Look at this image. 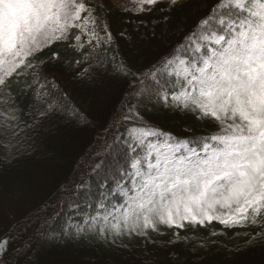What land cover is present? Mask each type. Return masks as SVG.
I'll return each mask as SVG.
<instances>
[{
	"label": "snow or ice",
	"instance_id": "snow-or-ice-1",
	"mask_svg": "<svg viewBox=\"0 0 264 264\" xmlns=\"http://www.w3.org/2000/svg\"><path fill=\"white\" fill-rule=\"evenodd\" d=\"M131 2L134 11L144 12L149 10L145 5L163 0ZM166 2L171 8L180 0ZM70 38L75 41L71 47L80 50L87 44L88 55L103 65L102 46L111 43L112 35L85 0H0V105H9L7 111L0 110L4 152L11 154L43 120L63 110L61 103L49 99L53 94L47 85L40 83L45 63L40 53ZM57 58L53 54L49 60ZM28 69L33 70L32 83L39 84L33 89L39 107L32 123L22 126L19 109L10 103V89L14 83L19 86L17 78L27 75ZM116 70L130 74L123 61ZM87 73L84 69L81 76ZM129 99L134 103L122 120L133 123L109 146L110 159L91 165L89 175L102 189L95 214L63 236L91 234L116 240L147 236L161 224L183 228L184 222L203 225L216 220L225 227L259 226L248 243L264 241V0H217L183 42L139 80ZM160 108L194 113L218 130L200 137H175L140 112ZM91 196L89 181L82 179L63 203L71 209L75 198ZM7 244V238L0 241V256Z\"/></svg>",
	"mask_w": 264,
	"mask_h": 264
},
{
	"label": "trees",
	"instance_id": "trees-1",
	"mask_svg": "<svg viewBox=\"0 0 264 264\" xmlns=\"http://www.w3.org/2000/svg\"><path fill=\"white\" fill-rule=\"evenodd\" d=\"M215 3L217 0H186L170 8L163 1L145 6L149 10L144 12L96 9L112 35L111 43L102 46L106 53L102 66L88 55L87 44L80 50L71 47L75 43L71 38L40 53L45 61L40 83L47 85L53 94L49 99L61 103L63 110L43 120L11 154L0 148V241L8 240L0 264H264V241L248 243L257 236L259 226L248 223L225 227L216 220L203 225L184 222L183 228L161 224L147 236L116 240L91 234L74 239L63 236L95 214L102 189L96 177L89 175L91 165L101 158L110 159L109 146L133 123L122 120L134 103L126 97L157 61L183 42ZM152 23L154 30H149ZM53 54L58 58L49 60ZM121 61L130 74L116 70ZM84 69L88 73L81 76ZM32 72L28 69L27 75L17 78L19 86L14 83L10 89V103L19 109L16 114L22 126L32 123L39 107L33 91L39 84L32 83ZM8 107L0 105V110ZM140 112L162 131L181 139L218 130L191 112L165 108ZM82 179L89 181L92 196L75 198L76 206L70 209L63 202Z\"/></svg>",
	"mask_w": 264,
	"mask_h": 264
},
{
	"label": "rangeland",
	"instance_id": "rangeland-1",
	"mask_svg": "<svg viewBox=\"0 0 264 264\" xmlns=\"http://www.w3.org/2000/svg\"><path fill=\"white\" fill-rule=\"evenodd\" d=\"M166 2V0H163ZM186 0H180L178 4H182ZM85 3L90 4L95 8V15L98 18V23L103 25V22L100 20L99 16L96 14V9L106 10V11H113V10H119V11H129V12H137L133 9L136 8V5L131 2V0H85ZM166 4H168L166 2ZM148 6V5H145ZM169 7V5L167 6ZM127 9V10H126ZM155 23H152L150 26H148V29L154 30ZM166 26H163V33L166 32ZM99 30V29H98ZM101 35H104L103 31H101Z\"/></svg>",
	"mask_w": 264,
	"mask_h": 264
}]
</instances>
